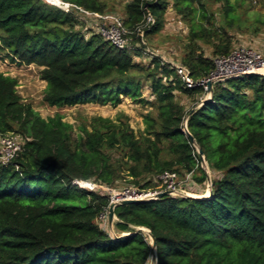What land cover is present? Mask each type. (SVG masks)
Returning <instances> with one entry per match:
<instances>
[{"label":"trees","instance_id":"1","mask_svg":"<svg viewBox=\"0 0 264 264\" xmlns=\"http://www.w3.org/2000/svg\"><path fill=\"white\" fill-rule=\"evenodd\" d=\"M63 1L107 12L105 0ZM205 1L221 4L220 19ZM245 2L130 0L122 18L134 29L149 11L154 24L146 37L164 27L172 6L190 23L182 62L201 78L213 69V59L191 42L211 43L216 56L230 52L228 30L247 25L239 11ZM84 16L77 7L66 10L48 0H0V51L11 62L41 67L44 101L51 106L117 105L125 95L149 102L141 97L145 79L157 113L145 115L140 136L128 123L101 115L75 135L63 114L43 117L19 93V79L0 72V133L24 138L15 158L0 163V264H150L153 248L142 227L156 238V264H264V76L215 82L202 102L203 87H186L158 57L135 61L96 27L83 30ZM176 91L192 96V107L178 102ZM185 119L215 172L211 196L167 194L119 204L115 231L104 227L99 215L109 195L84 187L88 181L113 186L127 175L154 188L158 182L150 176L167 170L191 171L198 182L207 181L197 147L183 131ZM114 148L124 153L127 169L108 151Z\"/></svg>","mask_w":264,"mask_h":264},{"label":"rangeland","instance_id":"2","mask_svg":"<svg viewBox=\"0 0 264 264\" xmlns=\"http://www.w3.org/2000/svg\"><path fill=\"white\" fill-rule=\"evenodd\" d=\"M107 3L108 14H117L124 17L125 6L130 0H105ZM172 3V0H169ZM172 5V4H171ZM206 8L209 13H213L218 19L221 16V4L215 1H205ZM242 13L243 22L246 23L243 28H233L229 29L228 33L232 35L233 49L240 45L253 47L264 54V0H246L244 4L239 9ZM83 19L85 22L83 30L90 31L93 27L98 28L104 19L98 16L88 15ZM165 25L157 33H149L146 36V41L148 46L156 50L157 53L162 55L167 61L174 63H182V57L189 49V30L190 23L189 19L184 18L181 14H178L170 6L169 10L165 15ZM250 23H253L257 28L254 30L250 27ZM100 24V25H99ZM253 25V26H254ZM250 27V28H249ZM192 45L196 44L198 51L204 53L206 57L214 58L216 55L213 54V46L211 43L204 40H198L195 43L191 42ZM134 59L137 62L148 64L150 57L143 52H134ZM41 67L36 64H17L11 62L9 57L6 56L5 52L0 51V72L8 73L16 76L19 79L18 91L22 95L25 101L31 102L34 108L39 111L43 117H48L56 114L57 112L64 115V120L71 122L74 125V134L79 132L80 125L83 123L89 124L93 116L101 115L104 117H111L115 121H124L130 125L137 135L144 133L145 115L152 113L156 115L157 110L151 101L154 100V96L150 92V81L143 79V89L142 96L144 99H148L149 102H143L138 99L131 98L129 96H122V101L113 105L100 104L95 102L77 103L74 105H64V106H51L44 101V91L47 86V81L41 77L40 74ZM176 100L183 104L186 109L192 107L195 99L192 96L184 94L182 92L176 91ZM110 153L113 155L114 159L122 160V167H127L125 162L127 160L124 157L122 151L114 148L109 149ZM205 171H207V181L215 177V172L211 169L209 164L206 162L204 165L200 163ZM127 169V168H125ZM127 172V170H124ZM124 174V172H122ZM185 173L180 172V178L185 177ZM196 174H200V170L197 169ZM148 177V176H147ZM155 183V176H150ZM131 177L123 175L119 177L113 186H105L98 184L95 180L88 181L84 185L90 189H122L124 187L138 188L139 186L131 182ZM155 180V181H154ZM206 181V182H207ZM198 182L194 176L189 182H183V189L189 192L207 195L210 188L207 187V183ZM159 184V183H158ZM182 187V186H181ZM155 188V187H154ZM172 195V194H171ZM102 225L107 227L111 231H115L113 225H104L103 219L99 217ZM127 233V232H126ZM125 233V234H126Z\"/></svg>","mask_w":264,"mask_h":264},{"label":"built area","instance_id":"3","mask_svg":"<svg viewBox=\"0 0 264 264\" xmlns=\"http://www.w3.org/2000/svg\"><path fill=\"white\" fill-rule=\"evenodd\" d=\"M48 1L62 4L66 10L72 7H77L80 11L85 12L88 15H94L104 19L103 23L101 25L99 24L98 31L116 47L130 50L132 53L143 52L150 58H160L162 64L175 70L176 74L186 87L193 88L201 86L206 91L207 97L211 94V92L208 91L207 82L209 80L214 84L215 82L224 81L228 78L242 77L248 74H260L264 76V54L253 47L240 45L228 53L215 56L213 58V69L206 76L195 78L187 65L167 61L162 55L157 53L156 50H153L148 46L145 37V30H148L150 26L154 24V18L149 11L142 23L138 24L134 29H130L124 24L123 18L117 14L88 11L81 6L63 0ZM134 33L139 38V42L137 43L133 40L132 34ZM185 125L186 119L184 121V126ZM23 145L24 138L20 134L15 132L0 133V163H10L19 151L23 149ZM154 179L159 183L155 188H143L138 185V188L124 187L118 190L106 189L109 195V204L99 215V217L103 219L104 225L106 226L108 224L109 205L111 203H120L124 199L153 198L163 190H168L170 191V194L179 196L203 195L183 189L184 186L182 183L189 182L193 179L191 171L186 172L185 177L181 179L177 171L167 170L156 175ZM206 183L207 187H210L212 180L210 179ZM142 228L148 233V228Z\"/></svg>","mask_w":264,"mask_h":264},{"label":"water","instance_id":"4","mask_svg":"<svg viewBox=\"0 0 264 264\" xmlns=\"http://www.w3.org/2000/svg\"><path fill=\"white\" fill-rule=\"evenodd\" d=\"M208 84V91L211 92L212 89H213V83L211 80H209L207 82ZM208 99V97H205L202 102L206 101ZM191 139V141L194 143V145L197 147V151L201 157V161H202V164L204 165L207 161H206V158L203 154V151L202 149L199 147L197 141L195 140V138L193 137V135L189 132L187 126L185 125L184 126V130H183ZM210 190H209V193L207 195H200L198 197H209L211 196L212 194V183L210 184ZM167 194H170V191L168 190H163V191H160L155 197L153 198H159V197H162L164 195H167ZM188 196V195H187ZM190 196H194V195H190ZM153 198H143V199H136V198H132V199H124L122 200L120 203H111L109 205V212H108V220L110 223H113V219L115 217V208L119 205V204H129V203H134V202H140V201H145V200H149V199H153ZM144 229V228H142ZM126 234H129V233H126ZM148 234L150 236V239H151V244H152V248H153V252H152V258H151V262L150 264H156V260H157V254H156V238L155 236L150 232V230H148Z\"/></svg>","mask_w":264,"mask_h":264},{"label":"crops","instance_id":"5","mask_svg":"<svg viewBox=\"0 0 264 264\" xmlns=\"http://www.w3.org/2000/svg\"><path fill=\"white\" fill-rule=\"evenodd\" d=\"M32 64H33V63H32ZM117 219H118V217H117L116 214H115V217H114V219H113V223H110L109 220H108V225H110V226L113 225V227H114V223H115V221H116ZM125 233H126V232H122L120 235H125Z\"/></svg>","mask_w":264,"mask_h":264}]
</instances>
